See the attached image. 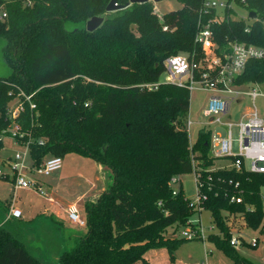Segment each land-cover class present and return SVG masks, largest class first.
I'll return each instance as SVG.
<instances>
[{
  "label": "trees",
  "instance_id": "1",
  "mask_svg": "<svg viewBox=\"0 0 264 264\" xmlns=\"http://www.w3.org/2000/svg\"><path fill=\"white\" fill-rule=\"evenodd\" d=\"M201 1L181 0L158 15L147 0L110 15L109 0H0L6 12L0 54L7 68L0 75V147L15 123V139L27 142L32 165L77 153L112 174V182L84 202L85 231L67 236L55 264H132L159 247L172 259V235L196 224L188 219L193 209L182 190L172 193L171 178L190 172L194 161L200 206L222 234L207 238L233 264H264L240 256L224 222L227 214H240L245 226L261 231L264 245V173L211 168L216 157L209 130H199L190 144L185 128L190 89L159 81L167 56L185 52L196 61L200 55L194 37ZM243 6L256 13L248 30L229 16L212 25L220 48L238 41L264 49V0ZM94 15L107 18L88 31L85 22ZM233 83L264 87V54L249 59ZM21 92L30 95L31 108ZM17 95L22 110L10 118ZM6 222L0 225V264H53L30 253L19 221Z\"/></svg>",
  "mask_w": 264,
  "mask_h": 264
},
{
  "label": "built area",
  "instance_id": "2",
  "mask_svg": "<svg viewBox=\"0 0 264 264\" xmlns=\"http://www.w3.org/2000/svg\"><path fill=\"white\" fill-rule=\"evenodd\" d=\"M246 0H202L200 7L197 10V30L194 41L200 46L201 50L209 51L210 56L204 57V62L195 61L193 54L190 55L185 52L171 54L164 59L165 70L161 74V82H173L180 86L194 89L200 88L210 92L207 101V114L220 115L228 111L229 106L233 100H236L240 95H247L252 100L255 97L262 95L264 92L258 91L256 86L251 87L248 91L235 90L233 88V79L243 70L246 62L251 58H258L264 54V49L253 44H245L238 41H228L227 46L220 48L214 43V32L212 25L219 22L223 18L230 17L229 12L233 4L242 5ZM6 17L5 10L0 8V20ZM231 18V17H230ZM166 26H163L165 29ZM248 30V25L245 26ZM207 55V54H206ZM197 74V75H196ZM155 84V83H154ZM154 84H148L153 86ZM23 100L28 101L30 108L33 103L30 101V95L23 92L20 93ZM16 101L10 104L9 114L10 118L16 117L22 110V100L17 95ZM18 132V125L13 123L10 127L9 134L15 138ZM237 152H232V138L231 132L228 131L226 136L211 137L209 140V147L211 155L216 158L228 159L229 164L223 166L225 168H244L253 172L264 173V122L255 116L245 122L239 124L238 137L236 139ZM28 149L27 142H23ZM231 156L232 158H229ZM10 159V158H9ZM11 168L13 170L12 181L16 188L32 189L41 193V186L35 180L26 179L22 173L24 168H27L25 161V152H17L13 158L10 159ZM61 166V157L50 156L43 159L38 165H32L31 168L39 175H47L50 172L58 169ZM193 172L195 183L198 178L196 174L195 161L193 163ZM8 176L0 168V177ZM178 181V177L171 178V182ZM263 199H264V187ZM176 190L173 189L172 193ZM197 199L195 201H188V206L191 209H199L200 200L203 197L196 186ZM235 201H239L236 198ZM20 215V209L10 206L8 217H17ZM69 220L77 225H84V216L79 215L75 211H68ZM183 235L188 238H204L198 225L194 228H187L183 230ZM229 243L236 246L240 243L237 236L231 235ZM257 243V238H251L249 244L254 246Z\"/></svg>",
  "mask_w": 264,
  "mask_h": 264
},
{
  "label": "rangeland",
  "instance_id": "3",
  "mask_svg": "<svg viewBox=\"0 0 264 264\" xmlns=\"http://www.w3.org/2000/svg\"><path fill=\"white\" fill-rule=\"evenodd\" d=\"M154 3V10L158 15L161 13L177 8L181 5V0H160ZM232 9L229 14L232 19L243 21L244 25L252 24L255 18L248 16V10L239 4H233ZM113 11L108 14L112 15ZM1 44V40H0ZM207 54V55H206ZM210 56L209 51L201 50L200 55L196 58V61L201 60L204 62V57ZM7 72L6 66L3 64L0 54V75H4ZM163 77V75H162ZM160 76V80L162 79ZM258 91L264 92V87L256 86ZM235 90L248 91L251 89V85H235L233 86ZM210 92L200 88H194L190 90L189 98V109L185 120V128L187 130L188 138L190 144L193 143L197 137V133L201 129L209 130L211 137H221L226 136L228 131L231 132L232 138V152H237L236 149V139L238 137L239 124L247 121L255 116L264 122V97L262 95L255 97L252 100L247 95H240L236 100H233L229 106L227 112L220 115L207 114V101ZM16 101L14 98L10 104ZM2 146L0 147V168L3 172L8 174V179L0 178V199H10L12 195V183L10 181L13 170L11 168L10 159L15 156L17 152H25V165L22 173L26 179L32 180L33 178H40L44 185V195H48V186L44 184L53 178L55 170L47 175L37 174L33 168H31V158L29 151L23 143L16 140L10 134H3L1 136ZM69 153L61 157H68ZM71 156V155H70ZM72 156H77L78 158H83L80 155L73 154ZM10 158V159H9ZM6 159V160H4ZM91 160V159H89ZM229 164L228 159L216 158L213 161L211 168H221ZM74 173L77 170H81L82 167L78 164L69 166ZM103 174L106 176L107 185L112 182V174L110 170L103 166ZM74 176V175H73ZM75 181V176L70 179V181ZM173 189L182 190L183 195L187 200L195 201L197 199L196 195V183L194 178L193 169L190 172L183 173L178 176V181L172 184ZM62 193L60 195H72L71 188L67 185H62ZM58 198V197H57ZM19 199V198H18ZM60 199V198H59ZM188 219L191 223L199 226L201 234L204 238H192L188 239L183 235V230L189 228V226H180L175 233L172 235L176 238L177 246L174 249V257L171 259L169 254L164 247L151 248L146 250L144 253V260H136L132 264H233L231 258L223 253L220 249L216 248L212 239H208L209 234L220 235L218 229L215 227L210 212L205 208L193 209L191 210ZM20 222V230L23 231L24 238L27 239L32 231L31 226H29L28 221ZM39 219L37 220V222ZM36 221H34L35 223ZM224 222L227 226V230L231 235L237 236L240 243H238L235 248L240 254L252 262L262 263L264 259V245H263V234L259 229H252L244 225L242 216L240 214H227L224 218ZM9 224H6L8 226ZM77 228L80 233L85 231L84 226L73 227ZM67 230H64V233ZM68 233V232H67ZM251 238H257V243L255 246L249 244ZM27 243V242H26ZM28 247L33 251L29 243ZM32 245V244H31ZM68 247V244L66 245ZM50 263V262H48ZM55 264V262H53Z\"/></svg>",
  "mask_w": 264,
  "mask_h": 264
},
{
  "label": "crops",
  "instance_id": "4",
  "mask_svg": "<svg viewBox=\"0 0 264 264\" xmlns=\"http://www.w3.org/2000/svg\"><path fill=\"white\" fill-rule=\"evenodd\" d=\"M73 154L80 155L69 153L68 157H63L61 166L55 170L53 178L44 181V184L48 186V195H44V185L40 178L35 177L33 180L41 186V193L32 189L16 188L10 179L11 198L0 199V225L8 223L6 221H19L18 219L28 221L31 230L36 231H32L31 235L25 239L21 230L22 239L30 253L45 262L56 261L59 254L67 248V236L79 233L77 228H73L77 225L69 220L68 211L83 215L84 202L94 200L106 188L107 179L104 178L106 176L103 174V166L90 157L80 155L83 158H78L72 156ZM76 164L82 169L72 173L73 171L68 167ZM73 175L76 180L70 181ZM4 179H8V176ZM63 184L71 188V192L73 191L71 196L60 195ZM10 206L20 209V215L8 217ZM64 230L68 233H64ZM26 242L30 244L33 251Z\"/></svg>",
  "mask_w": 264,
  "mask_h": 264
},
{
  "label": "water",
  "instance_id": "5",
  "mask_svg": "<svg viewBox=\"0 0 264 264\" xmlns=\"http://www.w3.org/2000/svg\"><path fill=\"white\" fill-rule=\"evenodd\" d=\"M147 0H128L124 5L122 4H117L116 0H109V2L107 3L105 10L106 12H110V11H114L116 9H120L123 8L125 6H128L130 3H140V2H145ZM153 2H157L160 0H151ZM248 16L251 18H255L256 17V13L254 11H248ZM107 18V16H91L88 20H86L85 22V28L88 31H92L94 30L96 27H98L101 22L103 20H105Z\"/></svg>",
  "mask_w": 264,
  "mask_h": 264
}]
</instances>
